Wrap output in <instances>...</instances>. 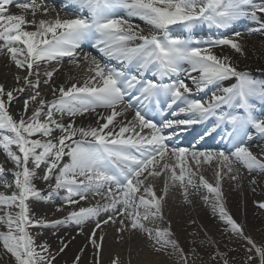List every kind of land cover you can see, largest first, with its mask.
Listing matches in <instances>:
<instances>
[{
	"label": "snow or ice",
	"instance_id": "6c2138e0",
	"mask_svg": "<svg viewBox=\"0 0 264 264\" xmlns=\"http://www.w3.org/2000/svg\"><path fill=\"white\" fill-rule=\"evenodd\" d=\"M13 2L0 0V42L11 61L18 68L26 69L27 74L16 76L18 84L24 81L20 87L6 89L0 84V150L14 165L11 170L13 182L9 183L4 180L8 170L0 163V181L5 187L15 189L10 194L0 192V226L3 228L0 244L14 258V264H53L56 259L47 243L36 244L30 228L69 223L83 225L101 212L109 211L114 215L103 224L117 223L115 216L118 215L122 217L120 233L138 230L153 241L156 251L171 247L180 253L184 264H188V256L173 238L170 223L165 228L145 224V221L164 219L163 206L169 180L173 184L179 182L186 203H191L189 187L203 186L214 194L213 214L228 226L227 231L246 242L248 253L255 254L247 256L246 264L254 261L256 256L259 264H264V245H257L246 235L243 226L228 212L221 188L225 169L227 174L235 173L230 176L232 180L239 181L235 163L264 177V148L257 155L249 147L254 135L264 137V118L255 114L254 103L264 101V80H256L250 72L238 70L227 55L213 53L212 48L217 46H229L236 53H242L238 39L218 38L208 42L206 47H199L193 46L189 39L172 34V26L176 25L184 29L200 24L224 29L241 19H250L259 25L249 31H264V3L257 4L255 0H73L80 12L75 18L61 19L57 14L55 19L37 22L36 19L26 20L25 15L7 14L6 6ZM18 6L25 12L30 9L33 17L41 8L44 13L48 12L42 0L40 3L31 0ZM121 10L124 15L118 14ZM134 19L144 22L150 31L145 33L132 22ZM27 24L35 26V30H26ZM233 35L238 38L241 32L235 31ZM85 41L94 42L101 53L115 59L120 67L102 65L96 57L85 53L82 60L89 75L68 87H53L55 98L50 102L40 98L38 107L28 115L30 103L37 102L41 96L40 84L50 85L59 71L57 68L45 70V78L41 81V63L69 58L73 65L81 67L77 49ZM146 73H150L152 79H144ZM185 79L193 87H189ZM228 81L234 82L226 84ZM26 89H32L33 94L25 101L23 114L16 120L9 112V105L15 99L14 93H24ZM209 89H216L211 92L210 99L195 98ZM133 92L137 94L133 95ZM158 104L171 110L174 118L163 119L159 125L148 118V113ZM97 107L107 108L110 112L97 114L103 123L95 127L76 126L74 119L64 124L54 118L56 112L74 118L95 112ZM132 109V119H124ZM41 116L46 119L41 120ZM206 122H210V126ZM201 124H205L198 135L201 140L213 136L219 129H230L227 134L232 150L169 147L178 130L186 131ZM55 130H59L60 135L54 139L33 138L36 134L52 137ZM165 130L171 132L166 134ZM65 157L69 162L62 163ZM214 160L219 164L215 184L199 175V168ZM30 161L32 167H29ZM193 163L196 170H193ZM41 165L44 174L39 179L46 182L54 179L57 189H66L64 200L67 204L77 205L87 200L90 191L106 203L79 207L60 220L30 216L29 199L42 196L33 182ZM162 175L167 179L161 194L157 195L152 180ZM198 175L199 185L193 181ZM249 183L256 185L258 181L253 176ZM141 189L147 195H138ZM47 199L51 200V194ZM204 199L208 200V197ZM256 206L264 210V201H257ZM14 208L18 210L13 211ZM125 219L129 222L125 223ZM100 227L97 222L96 228ZM103 240L101 235L98 243L95 230L90 235L97 256ZM66 247L67 244H63L60 252ZM216 256L221 257L222 264H229L226 252L217 248L211 258ZM79 261L78 255L74 264ZM112 264H119V258L113 259Z\"/></svg>",
	"mask_w": 264,
	"mask_h": 264
},
{
	"label": "bare ground",
	"instance_id": "6f19581e",
	"mask_svg": "<svg viewBox=\"0 0 264 264\" xmlns=\"http://www.w3.org/2000/svg\"><path fill=\"white\" fill-rule=\"evenodd\" d=\"M31 0H14L12 4L7 5V14L10 15H25L26 20L31 21L36 19L37 22L41 19L49 20L55 19L59 14L61 19H72L75 18L79 12L77 4H67L64 0H42L43 6L48 8V12L44 13L43 9L37 10L35 17H33L31 10L25 12L18 5L20 3H30ZM40 3L41 0H36ZM120 15H124V12L119 11ZM86 15V13H85ZM134 24L139 25L143 28L145 33L150 31V28L141 20L134 19ZM28 31H34L35 26L27 24L24 26ZM259 25L251 20H244L228 27L225 31L228 33L240 31L241 37L239 39L246 41L252 40V44L255 49L254 52H249L248 56L245 53L246 48L242 45L243 52L236 53L239 62L238 70H246L250 72L254 79L264 80V31H249V29H256ZM172 34L180 36L181 38L189 39L193 42V46H203L204 44L213 40V38L220 36L223 32L220 31L219 35H216L217 30H213L212 27H208L205 30L194 28L186 30L182 26H172ZM222 36V35H221ZM223 37V36H222ZM22 46V45H20ZM77 53L81 58V67L73 65L69 58H64L60 61H52L51 63H41L40 68V79L43 81L44 71H51L54 68L59 69L58 72L53 76L50 85L40 84L39 91L41 96L37 102L30 103L28 115H31L33 111L38 107V101L43 98L45 101H52L55 97L52 93L53 87L64 85L65 87L70 86L71 83L83 79L89 75L86 68L87 65L83 63V55L85 53L96 57L102 65L108 64L114 67H120L115 59H109L103 53H101L92 41H85L82 46L77 49ZM216 53V52H215ZM220 56V53H217ZM187 67V65H185ZM129 71L134 69L129 68ZM27 74L26 69L18 68L10 59L6 49H4L3 42H0V84H3L6 89H12L20 87L24 84L21 80L19 84L16 81V76L20 75L23 77ZM181 78H185L181 76ZM32 79H35L33 77ZM168 81H166L167 83ZM185 82L189 84V87H193L191 82L185 79ZM234 81H228L227 83H233ZM216 89L206 90L205 93L198 94L195 98L210 99L211 92ZM33 94L32 89H26L24 93H14L15 99L9 105V112L13 115L14 119L19 120L23 114L24 103L28 100L29 96ZM59 93H56L58 96ZM133 95H135L133 93ZM259 102L260 100H256ZM254 101V102H256ZM258 105L260 104L257 103ZM47 111V109H45ZM110 110L104 107H97L95 112L85 113L83 116L69 117L66 113L61 115L60 113H54V118L64 124L69 123L71 120H75L76 126H97L98 123L103 121L98 120L97 114L107 115ZM255 114L259 118H264V103L259 110H255ZM134 115V109L129 110L124 119L131 120ZM167 115V114H166ZM171 118V114L168 115ZM166 116V117H168ZM27 118V117H25ZM46 119L45 116H41V120ZM166 119L165 117L159 116L156 120H153L158 125L160 122ZM166 134H169L171 130H165ZM148 132L147 129L144 130ZM7 134V133H6ZM60 135L59 130H55L52 137H43L40 134H36L33 138L36 139H54ZM183 146L191 147L194 146L200 151H219L223 149L225 152L232 150V144L230 142H217L211 139H205L199 141L194 138L187 136H175L173 143L169 144V147ZM249 147L254 153L260 155V149L264 148V137L258 134L253 136V139L249 143ZM13 150L15 146H13ZM69 162V158L65 157L62 163ZM0 163H3L8 174L4 177L9 183L13 182V176L11 170L14 165L8 160L5 153L0 150ZM29 167H32L31 161ZM219 167L217 161H213L211 164H203L199 168V175H203L210 183H216V170ZM234 168L239 170L240 179L232 180L227 174L223 175L221 181V188L224 194V202L228 212L233 218L240 223L245 231V234L251 236L257 245H264V210L259 209L256 206L257 201H264V177L258 175L256 172H249L245 167L239 163L234 164ZM193 170H196V166L193 163ZM37 178L34 179L36 187L41 191L42 196L39 199L30 198L29 214L34 218H42L48 221L60 220L66 217L69 212L77 210L79 207H90L96 204H105L106 200L101 196L95 195L94 192L87 194V200L80 201L77 205H69L65 202L64 196L67 195L66 189H57L55 187V180L43 181L39 179L44 174V166L41 165L40 169L36 170ZM199 175L193 177V181L196 184H200ZM255 176L258 183L252 185L249 183L250 179ZM151 179V178H150ZM166 176H161L152 180L153 186L157 195H160L163 188ZM168 195L165 198L163 206V220L156 221H145L148 227L165 228L168 224H171V230L174 233V239L178 240L179 246L186 252L188 258H192V253L188 252L190 245L195 246V250L198 254H201L200 247L205 245L207 247L210 257L216 253L217 248L221 252L227 253V259L229 264H246L248 255H255L254 253H248L246 251V242L238 237L236 234L227 231L228 226L221 222L218 215H214L212 211V202L214 194L209 193L206 188L200 186L198 188L189 187L188 199L191 203H186L183 195V189L179 182L168 181ZM255 189V190H253ZM14 188H7L4 186V182L0 181V192L10 194L14 191ZM51 194V200L47 199L48 195ZM145 194L143 189L138 193ZM204 197H208L205 200ZM78 199V197H73ZM57 209H62L58 211ZM18 209H13L17 211ZM110 215H114L111 211L101 212L98 217H93L86 221L83 225H75L74 223L62 224L56 227H32L29 229L30 233L35 238L37 245L47 243L49 251L56 256L53 264H74L76 256H80L79 264H112L113 259L119 258V264H184L177 260L175 255L171 252V247L156 251L153 247V241L149 240L140 231L124 232L118 231L119 220L122 218L118 215L115 216L117 223L103 224V221L108 219ZM97 222H100L101 227L96 228ZM129 221L125 219V223ZM82 229V230H81ZM0 230H3L0 226ZM95 230L96 237L99 243V237L103 235L104 240L102 248L99 250V256L96 255L97 249H95L90 243V235ZM122 237V239H121ZM63 244H67V247L63 252H60V248ZM158 247V246H157ZM231 249V250H230ZM83 250V251H81ZM176 252V251H175ZM221 258V257H220ZM0 264H14V258H12L3 249L0 244ZM250 264H259V258L256 256L254 261Z\"/></svg>",
	"mask_w": 264,
	"mask_h": 264
},
{
	"label": "rangeland",
	"instance_id": "374dc122",
	"mask_svg": "<svg viewBox=\"0 0 264 264\" xmlns=\"http://www.w3.org/2000/svg\"><path fill=\"white\" fill-rule=\"evenodd\" d=\"M255 2L257 4L259 3H264V0H255ZM247 20H250V19H247ZM198 27H202V25H197ZM234 32H231V33H228L227 32L225 34H223L222 36L223 37H228V38H235V39H238L240 44H243V46L246 48L245 50V53H247V56L249 54V52H254L255 49L258 51V49L256 47H254V45L251 43L252 40L250 41H244V40H241L236 37H234ZM244 34V33H243ZM241 34V35H243ZM222 36H218V37H215L213 38V40H216L218 38H223ZM241 37V36H240ZM212 40V41H213ZM208 43L204 44L203 46H200V47H206ZM212 51L213 53H215L216 55H218L217 53H220L219 55L220 56H225L227 55L228 57H230L231 59V62L233 64V66L239 68V62H238V58L236 56V52L231 49L229 46H217V47H214L212 48ZM207 247L205 245H201L200 247V251H201V254L199 255L198 252L195 250V246L194 245H190L189 248H188V252L189 253H192V258H188V264H222V259L219 257V256H216L215 259H212L211 257L215 256V254H213L211 257H210V254L208 253V250H206ZM193 250H195L193 252ZM184 254L186 255V252L183 250ZM173 255H175V257L177 258V260H179L180 262H184L181 257H180V253L179 252H175V250L173 249V251L171 252Z\"/></svg>",
	"mask_w": 264,
	"mask_h": 264
}]
</instances>
